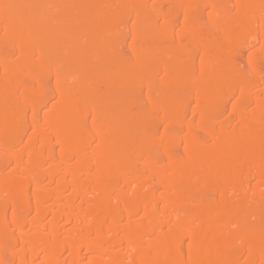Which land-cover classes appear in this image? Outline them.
<instances>
[{
    "label": "bare ground",
    "instance_id": "6f19581e",
    "mask_svg": "<svg viewBox=\"0 0 264 264\" xmlns=\"http://www.w3.org/2000/svg\"><path fill=\"white\" fill-rule=\"evenodd\" d=\"M0 264H264V0H0Z\"/></svg>",
    "mask_w": 264,
    "mask_h": 264
}]
</instances>
